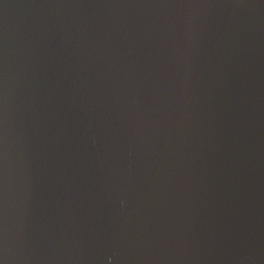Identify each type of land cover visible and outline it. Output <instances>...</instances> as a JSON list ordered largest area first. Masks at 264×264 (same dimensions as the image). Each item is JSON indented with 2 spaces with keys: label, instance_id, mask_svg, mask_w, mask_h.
Returning <instances> with one entry per match:
<instances>
[{
  "label": "water",
  "instance_id": "1",
  "mask_svg": "<svg viewBox=\"0 0 264 264\" xmlns=\"http://www.w3.org/2000/svg\"><path fill=\"white\" fill-rule=\"evenodd\" d=\"M0 264H264V0H0Z\"/></svg>",
  "mask_w": 264,
  "mask_h": 264
}]
</instances>
